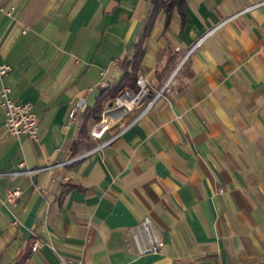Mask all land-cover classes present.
<instances>
[{"label":"crops","instance_id":"crops-1","mask_svg":"<svg viewBox=\"0 0 264 264\" xmlns=\"http://www.w3.org/2000/svg\"><path fill=\"white\" fill-rule=\"evenodd\" d=\"M151 6L0 0L4 83L33 105L40 136L9 133L0 107V264H264V0H186L185 23L178 8L168 24L160 12L138 69L153 92L203 39L141 119L136 109L91 135L86 111L103 79L122 78ZM77 141L93 147L73 155ZM22 161L32 172L9 174ZM144 218L160 253H141Z\"/></svg>","mask_w":264,"mask_h":264},{"label":"built area","instance_id":"built-area-1","mask_svg":"<svg viewBox=\"0 0 264 264\" xmlns=\"http://www.w3.org/2000/svg\"><path fill=\"white\" fill-rule=\"evenodd\" d=\"M256 5L249 6L242 11L249 10ZM3 9V7H2ZM13 8H11L8 13L11 14ZM240 11L239 13H241ZM238 13V14H239ZM236 16V15H235ZM204 37V36H203ZM203 37L193 45L190 51L182 60L180 66L189 56V54L199 45ZM120 61L115 59L113 61L114 65H118ZM174 71V73L165 81L163 86L153 92V85L151 81L145 75H139L137 78L138 89L134 90L132 88L126 87L121 90L115 99L105 111L102 113V117L99 121L95 123L91 130V135L94 138H101L106 131L111 129L114 125L120 123L124 117L136 109H141L140 114L136 120L141 119L154 105L157 99L163 96L165 93L170 92L176 85L177 80L175 75L180 68ZM12 70L11 64L1 63L0 64V107L5 112V127L6 130L16 136L26 135L38 142L39 136V123L37 115L33 110V105L31 103H19L15 101L11 95V88L4 83V77ZM107 70L102 71V76H105ZM101 84L103 87L109 86V82L102 80ZM153 93L152 97L148 99L149 94ZM84 106L83 99H79L74 102L72 109L69 114L70 121H73L77 117V113ZM111 140L102 143L97 146L100 149L110 143ZM84 153L78 158L86 155ZM32 170L27 168L26 162L22 161L19 164V169L11 171L9 174H21V173H31ZM22 193L21 188H11L7 191V198L10 201H15L20 197ZM136 236L141 243V253H160L164 250L165 243L157 234V231L153 225V222L149 218H144L136 226ZM42 245L41 239L36 236L34 239V245L32 247L33 251L38 250ZM65 264H70V260H64Z\"/></svg>","mask_w":264,"mask_h":264},{"label":"trees","instance_id":"trees-1","mask_svg":"<svg viewBox=\"0 0 264 264\" xmlns=\"http://www.w3.org/2000/svg\"><path fill=\"white\" fill-rule=\"evenodd\" d=\"M185 4L186 0H152V6L145 23L144 30L139 40L135 43V53L133 58L130 60H125V63L128 65V67L120 80L101 89L100 95L98 96L95 105L86 111V121L90 118H93L96 122L99 121L102 117L104 105L109 101L112 102L118 93L124 88L129 87L134 90L138 89V69L145 53V40L151 32L158 14L160 12H164L167 16L166 24H168L171 19L172 12L174 9L178 8L181 11L183 22L185 23V13L183 9ZM85 128L86 122L83 124V129ZM82 143L83 141H77L74 143L72 148L73 155H77L79 152L88 151L93 147L91 143Z\"/></svg>","mask_w":264,"mask_h":264},{"label":"water","instance_id":"water-1","mask_svg":"<svg viewBox=\"0 0 264 264\" xmlns=\"http://www.w3.org/2000/svg\"><path fill=\"white\" fill-rule=\"evenodd\" d=\"M110 105H112V102H111V104Z\"/></svg>","mask_w":264,"mask_h":264}]
</instances>
